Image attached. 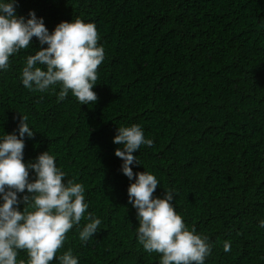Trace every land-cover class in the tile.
Returning <instances> with one entry per match:
<instances>
[{"label":"trees","instance_id":"obj_1","mask_svg":"<svg viewBox=\"0 0 264 264\" xmlns=\"http://www.w3.org/2000/svg\"><path fill=\"white\" fill-rule=\"evenodd\" d=\"M29 10L50 33L61 21L95 24L105 52L94 105L71 93L58 101L59 87L22 85L26 57L41 47L35 37L0 72V135L27 116L34 136H25L24 161L53 154L101 220L87 243L74 226L57 255L159 264L137 243L127 197L134 180L122 174L112 142L118 127L138 124L153 145L133 153L141 163L133 172L156 176L155 196L177 193L176 212L212 246L205 264H264V0H18L17 15ZM27 259L20 251L18 262Z\"/></svg>","mask_w":264,"mask_h":264},{"label":"clouds","instance_id":"obj_2","mask_svg":"<svg viewBox=\"0 0 264 264\" xmlns=\"http://www.w3.org/2000/svg\"><path fill=\"white\" fill-rule=\"evenodd\" d=\"M17 6L18 0H0V72L9 69L10 57L33 49L35 37L41 47L26 57L22 85L41 93L59 87L58 101L71 93L80 105H94L98 67L105 59L95 24L61 21L50 33L43 17L33 10L27 17L17 15ZM27 119L21 115L13 133L0 135V264H50L54 258L59 264H79L71 249L59 256L57 252L74 226L79 240L87 243L101 220L88 211L83 184L66 179L53 154L45 151L24 161L25 136H34ZM112 142L118 145L114 155L122 161V174L134 180L127 197L136 210L137 243L145 252L159 254V264H205L212 246L176 212L177 193L164 190L162 198L155 196L160 185L156 176L145 170L133 172V166L141 164L133 153L142 145L151 147L153 140L133 124L118 127ZM82 219L87 222L80 228ZM258 227L264 229V219ZM223 248L230 251V242L225 241ZM20 251L27 253V261L18 262Z\"/></svg>","mask_w":264,"mask_h":264}]
</instances>
